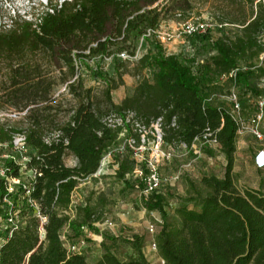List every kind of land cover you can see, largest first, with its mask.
<instances>
[{
  "label": "trees",
  "instance_id": "trees-1",
  "mask_svg": "<svg viewBox=\"0 0 264 264\" xmlns=\"http://www.w3.org/2000/svg\"><path fill=\"white\" fill-rule=\"evenodd\" d=\"M210 2L218 23L236 24L238 32L231 35L223 26L213 52L197 65L196 54L166 53L154 32L163 21L187 18L195 0H63L38 22L18 17L11 28L0 30V109L18 115L13 123L0 121V147L9 152L0 167V219L5 220L9 208L3 198L9 197L18 220L17 226L7 223L0 230V264H148L143 235L129 239L137 255L124 261L106 250L89 262L82 251L68 252L61 238L66 224L76 235L85 228L96 230L89 204L74 219L65 212L78 182L97 171L122 130L106 126L103 117L123 110L134 111L147 125L161 116L166 143L191 148L209 133L226 157L222 176L201 177L206 193L194 199L199 209L179 205L174 210L178 222L162 224L156 242L165 264H264V192L236 188L232 171L238 124L228 110L207 101L210 77L239 67L241 61L244 68L238 69L243 70L228 81L255 101L264 93L252 80L254 74L264 76V66L257 64L264 52L259 39L264 0ZM207 37L200 35L203 45ZM144 44L137 65L148 67L149 76L140 74L131 95L116 104L111 91L123 84L127 63ZM105 58L114 60V74L91 68L102 85L86 86L82 67ZM61 85L65 90L56 93ZM53 131L58 136L46 142ZM15 133L25 135L24 163L12 142ZM126 151L119 178L136 165L131 149L126 146ZM67 155L74 157V165L65 164ZM11 177H19L21 184L8 192ZM23 184L30 185L28 196ZM27 198L37 201V209ZM162 202L157 190L142 198L148 211L158 210L166 218Z\"/></svg>",
  "mask_w": 264,
  "mask_h": 264
},
{
  "label": "rangeland",
  "instance_id": "rangeland-1",
  "mask_svg": "<svg viewBox=\"0 0 264 264\" xmlns=\"http://www.w3.org/2000/svg\"><path fill=\"white\" fill-rule=\"evenodd\" d=\"M55 2L59 3V0H0V26L9 23V15L13 12H17L22 17L21 19L33 20L37 13ZM211 8L210 0H195L194 8L187 18L169 19L160 23L155 31V42L161 45L166 53H182L186 56L196 54L198 62L202 63L213 52L214 41L222 29L216 24L218 23L217 17ZM188 20L209 24L207 29L201 33L208 35L204 45L199 40L201 34L180 33V25ZM3 21L6 22L3 23ZM8 28L7 26L0 27V30ZM223 30L228 31L231 35L238 32L236 25L224 26ZM169 35H172L171 39H167ZM144 46L137 56L127 63L126 72L122 75L123 84L111 91L114 103L118 104L122 98L131 95L140 74L149 76L148 67L142 69L137 65V60L145 52L146 45L144 44ZM120 58L124 59L125 56ZM88 63L90 68L84 66L81 69L82 79L86 86L100 88L102 85V81L95 77L91 68L102 69V71L114 74L112 58L90 60ZM257 64L264 66V55L260 54ZM244 65L243 61L238 64L242 68ZM139 69L140 71H138ZM210 78L207 101L223 107L233 114L231 94L235 93L240 102L243 116L247 118L255 113V98L250 96L244 88L221 79L219 75H212ZM262 78L264 79L262 75H252V80L257 85L262 83ZM63 87V85L58 86L56 93L64 91ZM67 97L70 98L69 95ZM7 119L13 123L14 119L15 121L18 119V115L11 110L0 109V121ZM261 128L264 133V118L261 121ZM131 132V129L126 127V130L119 134L116 142L104 153L98 171L91 177L79 181L72 192V209L68 214L70 219H74L76 214L81 213V207L89 204L94 214L92 223L96 230L82 228L83 232L76 235L68 224V227L64 228V237L66 245L70 246L76 241L83 240L81 249L89 262L95 261L106 250L123 261L134 258L137 253L131 247L129 239L133 235H143L142 251L144 256L149 264H157L155 254L148 247L147 222L155 221L156 218L162 223H177L178 218L174 210L182 204L199 209L194 199L198 193H206V190L200 185L201 177L203 175L220 177L224 172L226 157L218 143L196 141L191 148H185L173 143L166 144L164 138L163 141L158 142L157 138L148 131L145 142L131 151L130 158L135 161V167L131 172L126 173L124 178H119L117 172L120 159L127 155L126 143ZM235 145L232 172L236 188L241 192L247 188L264 192V168H255L252 163L259 142L250 133H243L237 134ZM8 154L6 147H0V167L2 159L6 158ZM27 154V149L20 152L21 163L25 162L23 158H27ZM150 165L154 166L159 178L156 190L163 197L162 205L166 218L158 210L148 211L142 203V198L146 199L150 195L142 194ZM27 173H23V176H26ZM6 226V221L1 218L0 230ZM158 229L160 231L161 227L159 226Z\"/></svg>",
  "mask_w": 264,
  "mask_h": 264
},
{
  "label": "built area",
  "instance_id": "built-area-1",
  "mask_svg": "<svg viewBox=\"0 0 264 264\" xmlns=\"http://www.w3.org/2000/svg\"><path fill=\"white\" fill-rule=\"evenodd\" d=\"M62 0H59V3H61ZM58 7H60V4L58 5ZM54 7L51 6H46L43 10H41L39 13H37L35 15V18L33 20H29V21H33V22H38L39 18L41 17V15L45 12H50L53 13ZM18 17L22 18L19 14H17V12H13V14L9 15V23H5L3 26L1 25L0 27H9L11 28L14 24V20L18 19ZM6 21H3V23ZM219 27H223V26H227L229 24L227 23H216ZM208 23L206 22H202V21H185L180 25L181 28V32L180 33H184L186 35H193V34H201L203 33L207 27H208ZM8 28V29H9ZM156 31V30H155ZM154 31V32H155ZM179 33V34H180ZM178 34V35H179ZM172 35H169L167 37V39H171ZM259 39L260 41L264 44V32L261 33L259 35ZM262 55H264V52L261 53ZM121 56H124L123 54H121ZM198 61H196V65H197ZM238 68H242V67H236L233 69H230L227 72H224L220 75L221 79H225V80H235V77L237 75V72L239 70H243V69H238ZM194 70V69H193ZM261 82L258 86L264 89V79H261ZM63 89L65 90V87H63ZM231 102H232V113L231 116L233 117V119L237 122L238 124V134H243V133H250L258 142H259V147L257 149V151L255 152L254 155V165L256 166V168H264V133L262 131L261 128V121L264 118V93L259 96L258 98H256L255 101V107H256V111L254 114L249 115V117H244L243 116V112H242V108L240 105V102L237 99V96L235 93L231 94ZM103 123L111 128H118L120 127L122 130L120 133H122L123 131L126 130V127H129V129H131V131L133 133H135L136 137L133 135H130L129 139H127V143L126 146L129 147L131 149V151H133V149L141 144H143L145 142V136L148 133V131L150 133H152L158 140V142L163 141V135H164V131H163V121H162V117H157L155 119H153L148 125L145 124L137 115L134 111L132 110H123L121 112H109L107 115H105L102 119ZM175 124L174 119H172L171 125L173 126ZM59 134L58 131H53L51 133H49V135L45 138L46 142H49L52 138L57 137ZM210 136V134H206L204 137L206 138V140L204 141H212L217 143L214 139H210L208 138ZM13 145L16 149H18L20 152L21 151H26L27 147L25 144V135L23 133H15L13 136ZM167 144V143H166ZM168 144H172V143H168ZM175 144V143H173ZM180 147H187V145L185 143H178L177 144ZM104 156V155H103ZM25 161L27 160L26 157L23 158ZM103 159V157H102ZM102 162V160H101ZM101 165V163H100ZM100 168V166H99ZM98 168V169H99ZM97 169V171H98ZM96 171V172H97ZM95 172V173H96ZM141 173V171H139ZM95 173H93L92 175H94ZM0 174L4 175V170L0 169ZM91 175V176H92ZM90 176V177H91ZM88 178V177H87ZM21 184V180L19 177H11L9 179V184L7 187V191L8 192H13L14 191V187L15 185ZM159 184V178L158 175L156 174L155 168L153 165H150V169L148 168V174L146 175L145 178V187L142 190V194L144 196H147L148 194H150L152 191L156 190V187ZM29 184H23V189L25 190V194L26 196H28L29 194ZM72 197V194H71ZM4 202L8 205V212L6 213V217H5V221L6 223H8L10 226H17L18 225V220L16 219V213L13 211L15 205L14 202L9 198V197H4L3 198ZM27 202L34 208L37 209L38 204L37 201L31 198H27ZM71 205H72V201L70 202L69 205V210L66 211L65 213L69 214V211H71ZM41 222H43L45 220V217L43 216H39ZM162 221L158 220L155 218V221H148L146 224V228H147V233H148V247L149 250L155 254L157 264H165L164 259L158 254V247H157V242H156V236L157 233L159 231V226L162 228ZM68 227V224L64 225V227L61 230V238L64 241V245L67 249L68 252H81L82 251V245L84 243L83 240H79L74 242L71 246L70 245H66V241H65V237H64V228ZM84 228V227H82ZM149 264V263H148Z\"/></svg>",
  "mask_w": 264,
  "mask_h": 264
},
{
  "label": "crops",
  "instance_id": "crops-1",
  "mask_svg": "<svg viewBox=\"0 0 264 264\" xmlns=\"http://www.w3.org/2000/svg\"><path fill=\"white\" fill-rule=\"evenodd\" d=\"M246 12V15H247V10L245 11ZM228 24V23H227ZM229 25H236V24H232V23H230ZM70 159V160H69ZM64 162H65V164L66 165H68V166H72V165H74L75 164V159H74V157L72 156V155H67L66 157H65V159H64ZM69 162V163H68ZM252 163H253V165H254V159H252ZM255 166V165H254ZM255 168H256V166H255ZM258 169H262V168H258Z\"/></svg>",
  "mask_w": 264,
  "mask_h": 264
}]
</instances>
